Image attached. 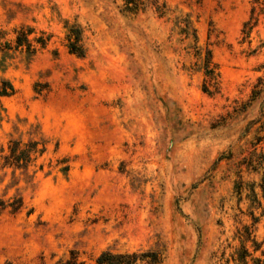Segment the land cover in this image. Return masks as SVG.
<instances>
[{
	"label": "rangeland",
	"instance_id": "1",
	"mask_svg": "<svg viewBox=\"0 0 264 264\" xmlns=\"http://www.w3.org/2000/svg\"><path fill=\"white\" fill-rule=\"evenodd\" d=\"M159 3L0 0V264L264 261V0ZM22 28L47 46L3 51ZM13 141L45 152L4 167Z\"/></svg>",
	"mask_w": 264,
	"mask_h": 264
},
{
	"label": "trees",
	"instance_id": "2",
	"mask_svg": "<svg viewBox=\"0 0 264 264\" xmlns=\"http://www.w3.org/2000/svg\"><path fill=\"white\" fill-rule=\"evenodd\" d=\"M151 2L158 10L161 15L166 13V5H160L159 0H124L126 9L129 12H139L145 8L146 4ZM188 28V27H187ZM195 31V30H194ZM35 33L32 28H22L16 32L17 37L15 45L12 46L10 43H6L3 51L11 50H26L30 56H34L38 53L39 50L44 49L47 46L48 39H45L43 36L31 39L30 37ZM68 47L72 54L78 56H84L85 50L81 45V32L78 29H72L68 36ZM212 61V54L208 52L206 57V71L208 75L214 74V71L210 68ZM16 93L14 86L6 79L0 80V107L1 100L3 98H10ZM11 154L10 156L5 157L4 167H16L19 169H28L34 161V156L41 155L45 152V149H39L38 142H31L25 148H22V143L20 141L11 142ZM258 168H264V154L259 157ZM262 189L264 192V177L262 181ZM252 231L247 228L246 234L249 238L246 241L250 240ZM254 245L257 246L256 242ZM242 253L238 254V259L236 261L239 264H248L247 258L250 256L248 251L245 248H242ZM164 257L160 252L157 251H147V252H126V253H116L111 250L102 252L97 258L93 260L92 263H89L85 260H82L77 253L72 252L70 257L64 260L59 261L57 264H164ZM253 264H264V261L261 259L254 260Z\"/></svg>",
	"mask_w": 264,
	"mask_h": 264
}]
</instances>
